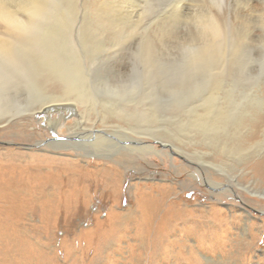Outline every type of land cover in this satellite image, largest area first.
<instances>
[{
    "label": "rangeland",
    "instance_id": "374dc122",
    "mask_svg": "<svg viewBox=\"0 0 264 264\" xmlns=\"http://www.w3.org/2000/svg\"><path fill=\"white\" fill-rule=\"evenodd\" d=\"M94 1L111 5L112 9L117 10L114 13L123 16L130 14L135 20L139 18L144 27L150 24L159 27L163 42L151 66V69L158 71L153 78L155 82L160 85L177 83L191 72L194 49L186 39L189 34L198 37L201 32V28L195 25L197 22L193 14L204 6L202 2L79 0V3L94 5ZM258 1L253 0V3ZM224 8L231 16L236 15L239 0H226ZM231 26L232 50L214 62L209 78L198 77L195 83V86H202L203 81L206 84L217 82L220 103L224 105L227 115L223 136L231 132L233 125L249 110H259L258 102L264 99V92L260 91H264V41L248 40L239 54V23L234 22ZM247 30H253L255 34L261 31L257 19L247 25ZM56 51L63 56L66 53L62 47ZM132 53L128 48L117 50L108 58L99 60V71L116 80L120 77L119 73L128 68L134 74L139 64L136 66L137 59ZM100 87L96 86L98 95H101ZM202 92L196 87L173 93L160 91L156 95L159 117L165 119L171 113H180ZM70 116L71 113L65 109L50 114L36 113L24 128L18 125L10 135H0V152L13 148L20 153L17 166L0 164V264H264V195L250 192L264 194V184L260 190L256 180L246 177L247 168L239 166L238 169L229 162L222 170L208 165L207 168L223 183L219 187L212 186L200 176L203 169H200L198 161L193 160L194 156L186 150L173 148L167 140L170 131L181 134L178 124L171 119L162 123L164 133L161 139L145 137L142 141L151 144L156 151L144 153L143 157L135 156L127 163L114 161L124 152L117 145L93 153L82 145L46 147L51 141L81 140L64 126ZM13 133L16 135L12 137ZM36 154L76 160L90 170L101 168L106 162L115 164V172L120 179L97 180L94 176L87 180H69L70 183L75 182L72 188L77 191L73 195L69 188L63 198L76 204L68 201L62 204L49 202L50 199L44 198L34 200V189L45 185L47 180L40 174L42 170L26 162L33 160V156L40 157ZM42 166L45 170L49 164L43 162ZM52 173L61 178L64 176L59 170ZM191 175L195 177L191 179ZM156 184L174 187L171 200L177 205L164 216L162 211L154 216L151 209L152 196L157 191L151 192L150 188ZM212 207L224 210L226 219L237 218L211 234L209 229H201L195 221L200 219L197 215L200 210L207 212ZM140 211L145 215L143 219L146 218L142 226L135 221ZM114 214L120 217H116L115 226H111ZM234 237L244 239V245L230 243Z\"/></svg>",
    "mask_w": 264,
    "mask_h": 264
},
{
    "label": "bare ground",
    "instance_id": "6f19581e",
    "mask_svg": "<svg viewBox=\"0 0 264 264\" xmlns=\"http://www.w3.org/2000/svg\"><path fill=\"white\" fill-rule=\"evenodd\" d=\"M195 1L202 2L204 6L193 14L197 22L195 25L201 28L199 36L189 34V38L186 39L193 44L194 52L191 58L193 68L179 82L160 85L153 80L158 71L151 69L163 42L161 30L155 24L144 27L143 21L139 18L135 20L129 16L130 14L123 16L121 13H114L117 10L112 9L111 5H104L105 3L98 1H94V5L88 2L85 5L80 4L79 0H0V135H10L18 125L24 128L36 113L50 114L55 110L65 109L71 116L64 126L81 140L51 141L46 147L82 145L93 153L109 150L117 145L123 148L124 152L118 154L114 161L127 163L135 156L143 157L144 153L156 151L151 144L142 141L145 137L161 139L164 133L162 123L171 119L176 121L181 134L170 131L168 135L170 138L167 140L173 148L186 150L194 156L193 160L198 161L200 169H203V172L200 170L203 180L214 187L221 186L223 183L220 182V178L207 167L211 165L222 170L230 163L238 169L239 166L247 168L248 173L245 176L256 180L257 186L262 190L264 99L258 102L259 110H249L233 125L231 132H226L223 136L227 115L224 105L220 103L217 80L214 79L216 83L209 84L203 81L202 86H195V83L198 77L207 78L212 66L215 65L214 62L216 63L225 52L229 53L232 50L230 31L234 22L239 23V54L248 40L264 41V0H259L258 3H253V0H239L237 8L239 12L234 16L224 8L226 0H184L187 4ZM255 19L261 29L256 34L253 30H247V25ZM60 46L66 52L64 56L56 51L61 48ZM122 48L132 50L137 59L136 66L137 64L139 66L134 74L128 68V71H119V79H111L99 71V60L108 58ZM96 86H101L99 90L101 95L97 94ZM193 87L203 90L198 98L184 106L180 113L178 111L177 114L171 113L165 119L159 117L156 95L160 91L173 93ZM260 91L264 92L263 89ZM149 98L153 100L149 101ZM14 135L16 134L13 133L11 136ZM19 155L20 153L13 148L0 152L1 166L9 163L17 166ZM36 155L40 157L33 156L35 157L33 160L26 162L42 170L40 174L47 180L45 185L34 189V200L44 198L50 199L49 202L66 203L68 200L63 198L65 191L70 188L73 195L77 191L72 188L75 182L69 181L72 179L80 181L81 178L87 180L94 176L95 179L109 178L114 181L120 179L115 172V164L106 162L102 164L103 167L90 170L76 160L45 154ZM212 160L214 161L211 162ZM43 162L49 164L45 170ZM57 170L64 173L62 178L59 175H51ZM193 177L195 176L193 175L191 179ZM156 185L150 188L151 192L157 191L152 196L151 209L154 216L161 211L164 216L177 205V202L171 200L174 187L169 184ZM250 192L264 195L258 191ZM50 195L51 198L47 197ZM202 211L206 212L205 209L200 210L197 214L200 219L195 222H198L197 225L201 229H209L211 234L213 230L217 231L237 218L233 216L231 220L226 219L224 210L219 208L212 207L206 214ZM143 212H138L136 219L134 218L137 225L142 226L143 220L146 219L142 217ZM219 215L222 216L221 219ZM112 217L110 225L115 226V219L120 216L114 214ZM10 227H13V224H10ZM230 243L242 245L244 239L234 237Z\"/></svg>",
    "mask_w": 264,
    "mask_h": 264
}]
</instances>
